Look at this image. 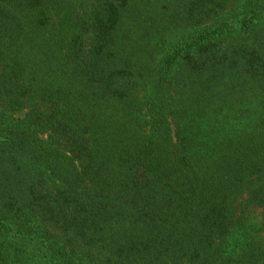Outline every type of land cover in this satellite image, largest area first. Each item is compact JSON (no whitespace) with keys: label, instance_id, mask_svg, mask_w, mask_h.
<instances>
[{"label":"trees","instance_id":"trees-1","mask_svg":"<svg viewBox=\"0 0 264 264\" xmlns=\"http://www.w3.org/2000/svg\"><path fill=\"white\" fill-rule=\"evenodd\" d=\"M0 264H264V0H0Z\"/></svg>","mask_w":264,"mask_h":264},{"label":"rangeland","instance_id":"rangeland-1","mask_svg":"<svg viewBox=\"0 0 264 264\" xmlns=\"http://www.w3.org/2000/svg\"><path fill=\"white\" fill-rule=\"evenodd\" d=\"M25 113V111H22L19 113V116H23ZM45 135H43L42 137H44ZM249 222L251 223H258L261 221V214L259 213V210L255 211V212H251L249 217H248Z\"/></svg>","mask_w":264,"mask_h":264}]
</instances>
